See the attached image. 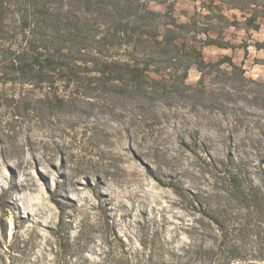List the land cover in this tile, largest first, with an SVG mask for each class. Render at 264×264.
<instances>
[{
	"label": "rangeland",
	"instance_id": "obj_1",
	"mask_svg": "<svg viewBox=\"0 0 264 264\" xmlns=\"http://www.w3.org/2000/svg\"><path fill=\"white\" fill-rule=\"evenodd\" d=\"M32 2L0 0V264L51 263L48 228L58 218L51 193L76 199L79 220L95 219V192L116 197L102 208L121 218L126 236L135 234L133 220L165 215L163 236L180 246L187 237L176 228L184 206L176 191L212 190L220 178L254 176L264 163V18L259 31H245L241 13L221 3L207 20L198 0L152 1L162 15L172 6L190 30L209 23L211 38L228 47L204 45V33L188 30L189 51L209 63L229 57L248 79L233 87L238 79L222 64L200 83L191 65L184 85L174 62L160 74L133 70L134 60L143 68L149 57L113 24L130 23L115 8L124 0ZM235 18L240 24L230 26ZM163 21L149 23L160 36ZM153 79L170 84L166 96ZM15 225L19 237L32 238L17 260L7 252ZM88 255L96 260L97 252Z\"/></svg>",
	"mask_w": 264,
	"mask_h": 264
},
{
	"label": "trees",
	"instance_id": "obj_2",
	"mask_svg": "<svg viewBox=\"0 0 264 264\" xmlns=\"http://www.w3.org/2000/svg\"><path fill=\"white\" fill-rule=\"evenodd\" d=\"M43 1L33 0L32 3L40 7L38 4H43ZM152 1L167 3L165 0H124L126 6L115 4L121 15L126 12L130 16L131 26L123 19L113 22L114 26L118 31L127 33L135 52L142 51L149 57L143 68L134 60V71L145 74V71L152 69L154 73L160 74L170 71L169 65L174 62L179 66L173 73L185 85L191 65H195L202 73L199 80L202 83L206 72L209 74L212 68L227 64L238 79L239 84L234 82L233 87L238 88L243 81L248 80L245 70L235 65L229 57L209 63L197 48L189 51L185 38L188 37L191 23H179L172 15V6H167L165 15L152 10L149 8ZM198 1L201 2L203 10L207 11L204 16L207 20L216 16V11H222L218 4L221 3L223 7L227 5L231 10L241 13L245 19V31L261 29L258 21L259 16L264 18V10L258 8V0ZM159 16L169 19L163 21L161 36L155 30L156 27L149 26ZM220 17L227 20L222 15ZM239 24L235 18L230 26L237 27ZM196 29L198 31H190L204 33V45L228 47L211 38L209 23L202 29L196 26ZM144 37L146 40H143ZM243 48L247 53V48ZM114 65L120 66L119 63ZM124 66L131 67L129 64ZM146 77L150 78L148 75ZM152 82L162 86L158 94H168L167 90L171 87L169 83H160L154 79ZM220 179L221 182L215 184L212 190L188 193L176 191L177 199L184 205L180 210L182 214L178 216L180 224L176 228L185 231L187 237L180 246H171L172 241L163 236L165 222L168 221L165 215L151 219L143 216L137 221L133 220L135 234L126 236L120 232L121 218L102 208L114 204L116 197L95 192L93 197L99 212L93 220L89 216L79 220L76 199L51 193L50 198L57 208L58 218L56 224L48 228L50 241L47 250L52 254L50 264H184L189 261L200 264H264V163L254 176L234 174ZM1 197H5V192L0 194ZM18 230V225H15V232L7 247L8 255L13 260L27 254L32 246V238L19 237ZM91 247L97 252L96 260L88 255Z\"/></svg>",
	"mask_w": 264,
	"mask_h": 264
}]
</instances>
